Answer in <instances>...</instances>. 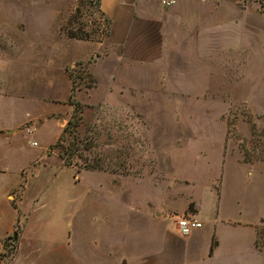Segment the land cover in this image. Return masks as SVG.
I'll use <instances>...</instances> for the list:
<instances>
[{"label": "rangeland", "instance_id": "obj_1", "mask_svg": "<svg viewBox=\"0 0 264 264\" xmlns=\"http://www.w3.org/2000/svg\"><path fill=\"white\" fill-rule=\"evenodd\" d=\"M21 1L43 12L46 27L42 38L28 43L22 39L21 46L28 47L27 52L13 61L6 56L0 58V86L6 94L1 105L8 111L7 119L13 125L26 121L31 127L22 132L16 129L18 134L10 141L0 139V229L2 219L16 216L14 232L0 234V252L8 256V264L22 228L24 264L134 261L140 233L161 232L152 216L153 207L155 201L164 199L167 188L181 184L177 178L192 180L187 185L193 187L198 199L206 196L215 168L197 154L205 149L217 157L223 137L221 120L226 124L225 142L229 147L235 143L246 161L264 160V113L254 116L244 102H231L228 107L224 104L222 111L219 100L199 105L196 110L203 122L175 123L174 129L161 119L171 115L181 121L182 115L193 112L192 108H183L181 101L169 109L134 108L122 98L90 105L86 93L94 82L88 67L91 59L77 61L89 48L70 39L60 27L64 24L65 29L88 40L102 38L107 21L100 12L99 0ZM255 1L264 9V0ZM70 82L73 101L79 105L60 141L74 152L68 158L73 165L67 166L58 157V148L49 147L61 130ZM225 88L218 94L227 104L231 93ZM208 94L215 96L214 92ZM176 98L181 99V95ZM167 129L174 131V139L165 138ZM170 143L176 145L172 156L175 174L167 154ZM20 167H24L23 173ZM93 167L99 168L90 169ZM222 182L221 177L217 192ZM9 184L13 189L7 192L4 187ZM186 187L183 195L171 197L184 199V192L189 191ZM246 187L242 181L230 180L225 196L233 199L236 190L241 193ZM20 190H24L23 199L19 198ZM17 201L25 216L13 208ZM187 215L165 214L163 224L181 234L170 226ZM257 240L256 245L264 248V231Z\"/></svg>", "mask_w": 264, "mask_h": 264}, {"label": "crops", "instance_id": "obj_2", "mask_svg": "<svg viewBox=\"0 0 264 264\" xmlns=\"http://www.w3.org/2000/svg\"><path fill=\"white\" fill-rule=\"evenodd\" d=\"M99 9L107 21L102 38L93 41L70 37L89 48L77 61L91 59L88 67L94 82L86 93L90 105L122 98L134 108L169 109L181 101L183 108H192L193 112L182 115L181 121L171 115L162 116L161 123L172 125L171 129L175 123L203 122L197 107L217 100L220 110L224 104L228 107L238 101L244 102L254 116L264 113V9L257 1L175 0L165 6L160 0H99ZM42 13L36 5L21 0H0L2 60L6 56L13 61L27 52L29 48L21 46L24 39L28 43L43 37L46 22ZM225 86V91L231 93L227 104L218 94ZM4 91L0 86V139L10 141L18 134L16 129L22 132L31 127L26 121L21 125L9 122L8 111L1 105ZM211 92L215 96L208 94ZM177 94L181 99L176 98ZM66 101L61 130L72 111ZM221 122L223 137L217 157L205 149L197 154L215 168L206 196L198 199L193 187L187 185L193 181L177 178L181 184L167 188L164 199L155 201L153 207L152 216L161 232L142 231L135 243L134 261L126 259L127 264H264V248L256 245L257 230L264 226V160L246 161L235 143V147H229L225 142L226 124ZM164 136L174 139V131L167 129ZM175 147L174 143L167 146L174 174ZM221 177L223 186L217 192ZM233 179L247 187L241 193L236 190L237 195L228 199L225 188ZM186 186L189 191L184 192V199L171 197L183 195ZM4 189L8 192L13 186ZM20 191L19 198L23 199L24 190ZM18 201L13 208L24 215ZM178 213L194 214L202 226L186 235L169 231V226L163 224L165 214ZM15 218L2 219L0 234L14 232ZM170 227L176 228L175 223ZM23 235L22 228L10 264H24Z\"/></svg>", "mask_w": 264, "mask_h": 264}, {"label": "trees", "instance_id": "obj_3", "mask_svg": "<svg viewBox=\"0 0 264 264\" xmlns=\"http://www.w3.org/2000/svg\"><path fill=\"white\" fill-rule=\"evenodd\" d=\"M61 30L68 37L77 38V39H85L84 37L79 36L77 33L73 32V31H70L68 29H65V25L64 24L61 26ZM73 91H74V87H73V84H72L71 93H70V96H69V104L72 106V111H71V114H70V116L68 118V121L66 123V126L62 129V131H61L60 135L58 136L57 140L55 141V143L51 144L50 147H49L50 150L51 149H54V148H56V149L58 148V157L62 160V164L63 165H67V166H72L73 165L72 162L68 160V158H72V156L74 155V152H73V149H70L69 147H66L65 148L64 146H62V144L60 143V141L65 136V133L68 132L67 127L70 125L71 120H72V118L74 117V114L77 111V108H78L77 105H79L77 101H73V98H74ZM96 168H99V167H93V168H90V169H96ZM189 207L191 208L192 207V204H190ZM263 231H264V226H261L260 228H258V230H257L256 243L258 241L257 240L258 237L262 234ZM258 247L259 248H263L261 246H258Z\"/></svg>", "mask_w": 264, "mask_h": 264}, {"label": "built area", "instance_id": "obj_4", "mask_svg": "<svg viewBox=\"0 0 264 264\" xmlns=\"http://www.w3.org/2000/svg\"><path fill=\"white\" fill-rule=\"evenodd\" d=\"M160 2L165 6H169L172 5L175 0H160ZM174 223L176 228L184 235L190 233L192 229L202 226V221L191 213L187 216L181 217ZM6 258H8V256L0 252V264H8Z\"/></svg>", "mask_w": 264, "mask_h": 264}]
</instances>
